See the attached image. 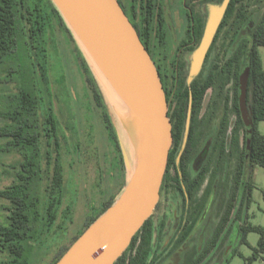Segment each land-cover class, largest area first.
Segmentation results:
<instances>
[{
	"label": "rangeland",
	"instance_id": "rangeland-1",
	"mask_svg": "<svg viewBox=\"0 0 264 264\" xmlns=\"http://www.w3.org/2000/svg\"><path fill=\"white\" fill-rule=\"evenodd\" d=\"M123 1L128 3L129 0ZM211 1L161 0L167 22L162 30L161 43L158 42L155 48L156 56L159 59L164 58V62H167L165 72L171 90L169 103L177 101L180 73L182 71L187 75L189 73L192 52L186 56L189 63L185 71L179 67L180 61H185L186 44L190 41L189 34L200 30L201 25H204V18L207 14L209 15L212 5L217 4L210 3ZM247 9L244 13L249 17L248 21L238 18L234 30L226 28L219 36L220 39L206 67L198 77L204 80L208 74L213 72L216 74L222 69L224 52L226 51L228 58L236 45V41L232 45L229 43L231 33L238 29V33L241 34L248 22L258 20L264 12V0H253ZM40 47L41 53L25 34L22 25H18L17 45L5 57V62L0 64V113L11 110L8 107L9 97L18 100L19 89H26L38 98L37 118L35 123L33 122L34 125L46 132L49 127L45 123L46 117L53 113L59 126L58 142L54 139L49 140L48 136H46L47 139L43 137L41 142L43 156L41 179L32 187V196L36 205L31 209L33 218L30 233L32 236L24 241V257L29 258L27 264H52L60 247L66 244L71 245L77 232L84 226L87 214L91 210L90 204L100 199L103 190L110 189V193L118 195L119 186H121L119 183L118 185L110 183L111 179L108 176L112 169L110 166L115 163L118 154L113 143L108 139L101 114L94 107L93 97L87 85L82 60L79 51L75 48V43L59 28L47 36L44 45ZM181 50H183L182 54ZM259 50L264 62V46H261ZM234 82V79L229 80L223 89L219 87L209 89L196 118H193L194 136L186 147L188 168L195 174L198 169L194 168V161L198 157L209 156L207 160L209 172L203 185L194 191L192 196L185 198L177 192L175 187H171L168 190L169 195L164 196L160 208L155 212L152 255L162 258L158 260V264H168L172 255L178 251L182 252V255L179 254L172 264H184L182 263L183 253L188 248L203 251L210 245L212 236L217 232L218 224L216 223H219L220 216L231 198L236 166L242 160V156L245 157L246 149L245 128L239 120L236 108L233 107L236 104ZM227 96L229 98L226 100ZM4 117V115L0 116V128L8 124V119ZM220 124H223L220 131L222 141L219 142L216 150H213L214 142L212 141L216 137ZM258 127L264 133V121L259 122ZM233 133L238 139L235 147L231 143ZM127 136L126 133L121 135L123 144L134 163L137 142H130ZM9 141L8 136H0V190H4L14 182L20 163L24 160L22 149L10 147ZM47 153L51 154L50 158ZM58 154L63 165L64 181L56 190L53 188L52 192L50 185H54L55 182L52 176ZM122 156L124 158L123 151ZM106 162L111 165H108L106 173L101 175L100 169L106 166ZM249 167L252 177L248 181L253 186L249 201L251 207L246 208V199L243 195L242 217L238 218L242 221L236 222V212L241 204L240 198H237L234 202L232 217L221 231L222 238L216 240L199 264H248V259L253 256L260 234L252 231L244 236L242 227L249 223L264 226V168L254 160L250 161ZM128 175L126 171L125 177L127 178ZM251 180L253 183H250ZM215 185L223 187L224 190L215 196L216 205L213 203L214 206L210 212L213 226L210 230L204 231V236L202 228L207 225L205 220L207 216L203 213L200 219L202 221L195 226L198 235H191L188 241L179 242L180 235L193 228L201 211L206 207L208 197ZM57 199L55 206L57 218L51 224L47 204ZM9 207V200L0 197V226H6L9 223ZM180 222L181 225L178 227ZM7 256V252L0 246V259ZM251 264H264V252L253 259Z\"/></svg>",
	"mask_w": 264,
	"mask_h": 264
},
{
	"label": "trees",
	"instance_id": "trees-1",
	"mask_svg": "<svg viewBox=\"0 0 264 264\" xmlns=\"http://www.w3.org/2000/svg\"><path fill=\"white\" fill-rule=\"evenodd\" d=\"M222 1L223 0H219L217 3L220 4ZM252 1L253 0L230 1L216 35V42L219 41V36L223 34L227 27L234 30L236 25L235 22L238 21V18H242L245 22L248 21L249 17H247L244 12L248 10L247 8ZM119 2L137 29L142 42L153 58L149 48V42L155 45L153 47H156L158 42L161 43L162 30L166 26L165 8L161 0H129L128 3L119 0ZM252 23L253 27H251L250 22H248L241 34L238 33V29L231 33L229 43L232 45L236 41L234 52L229 58L226 56V51L224 52V57L222 59L223 63L221 65L222 69H220L218 73H210L204 80L197 76L191 85L187 82L188 75L186 72L182 71L180 73L178 80L179 89L176 96L177 101H171L169 103L171 107L169 116L173 123L174 136V148L169 154L171 163H175V157L183 142L190 94L193 96V111L188 143L192 141L194 136L193 118H196L198 114V109H200L202 105L207 89L210 86L223 89L226 83L232 79L235 80L237 86L235 107L239 114V120L241 124H243L246 132L245 123L240 110L239 84L240 76L249 61L251 69L247 102L251 113L252 131L250 136L245 135V155L250 161L254 160L264 168V133L261 132L258 127L259 122L264 121V62L259 50L261 46H264V12L258 20ZM18 25H22L23 31L40 53L42 52L40 45H44L46 37L59 28L75 43V48L79 51L80 59L82 60L87 85L93 97L94 107L98 113L101 114L100 116L104 121L108 139L113 143L118 154L116 155L117 159L113 165L110 164V166L109 163L106 162V166L100 169L102 175L106 173L109 166L112 168L108 176L111 179V184L119 183L121 185L119 186L118 195L117 193H110V189L103 190L100 194V199L90 204L91 210L87 214L86 221L83 224L84 226L77 232L76 237L71 243L72 245L99 216L115 203L127 183V178L125 177L127 169L122 156L118 136L119 133L120 135L126 133L125 128L120 123L121 119L118 113L120 112L123 116H126V113L118 108V104L108 88H106L102 82V84L99 82L98 76L91 69L89 60L83 53L69 26L64 21L52 0H0V64L5 62V57L11 53L17 45ZM203 33L204 25H201L200 30L196 34V40L192 42L193 46L191 47V52L200 44ZM238 36H240L239 40H237ZM186 67L187 66L184 64L180 66V69L185 71ZM8 103V107L11 108V110L3 111V114L0 113V116L4 115V118L8 119V124H6L4 128H0V136L9 137L10 147L12 146L16 149L21 148L24 160L20 163V168L16 173L14 182L4 190H0V197L10 202L9 223L6 226H0V246L1 249L7 252L8 256L1 258L0 264H27L29 258L24 257V241L32 236L30 233L33 218L31 209L33 206H36L32 196V187L36 181L41 179L40 174L42 172L41 167L43 161L41 142H43V137L46 138V136H48L49 140L54 139L55 142H58L59 126L57 125V120L53 113H50L48 117H46L45 123L49 125L46 132L39 130L38 126L34 125L37 118L38 98L29 90L19 89L18 100L9 97ZM115 106H117V109ZM30 121L32 123H30ZM236 143L237 142H234L233 146H235ZM48 155L50 158L51 154L49 153ZM59 155L60 154L57 155L54 163L52 179L55 180V182L54 185H50L52 192L53 188L56 190L64 181L63 165L60 162ZM185 155H187V150H185L184 157ZM249 186L252 192L253 186L251 184ZM197 187L198 185L195 186L194 184L192 188L190 187L189 191L191 196L194 191H196ZM56 202H58V199L55 202L50 201L47 204L49 221L51 224L54 223V220L57 218V210L55 209ZM233 207L234 198L228 202L226 210L222 214V220L218 226L216 237L212 240L210 245L207 248L205 247L201 252H199L197 248L193 250L188 248L183 253L182 263L199 264L203 260L205 253H208L210 248L213 247L222 229L227 225ZM159 208V206L156 207L154 214ZM154 214L136 233L130 246L114 264H158V260H162L161 257L158 258L152 255ZM191 230H186L183 233L184 236L182 235L181 239L178 241H182L181 243H183ZM242 231L244 236L252 231H256L260 234L258 246L255 248L253 256L248 259V264H251L253 259H256L260 253L264 252V226L249 223L242 227ZM71 245L66 244L61 246L52 264H55Z\"/></svg>",
	"mask_w": 264,
	"mask_h": 264
},
{
	"label": "water",
	"instance_id": "water-1",
	"mask_svg": "<svg viewBox=\"0 0 264 264\" xmlns=\"http://www.w3.org/2000/svg\"><path fill=\"white\" fill-rule=\"evenodd\" d=\"M231 0L212 5L198 47L190 57L189 85L200 74ZM69 26L92 71L113 95L130 142H137L135 162L119 133L128 171L116 199L55 264H114L136 233L154 214L174 143L170 104L159 69L119 0H52ZM248 61L240 76L239 103L247 132L252 131L247 102ZM102 81H101V80ZM101 83V84H102ZM191 95L181 157L190 135ZM117 108V106H115ZM127 136V137H128ZM137 140V141H136Z\"/></svg>",
	"mask_w": 264,
	"mask_h": 264
},
{
	"label": "flooded vegetation",
	"instance_id": "flooded-vegetation-1",
	"mask_svg": "<svg viewBox=\"0 0 264 264\" xmlns=\"http://www.w3.org/2000/svg\"><path fill=\"white\" fill-rule=\"evenodd\" d=\"M217 1H219V0H212L210 3H217ZM204 19H205V21H204V30H205L206 22H207V19H208V14H207L206 18H204ZM166 22H167V20H166ZM250 26L253 27V23L252 22H250ZM198 30L195 31V32H193V33H191V34H189L190 35V41L186 44L187 45V50L185 51V58H184L185 59V61H184L185 62V66H187L188 63H189L188 62L189 59H187L186 56H187L188 53L191 52V47L193 46L192 45L193 44L192 42H194L196 40V38H197V35L196 34H197ZM216 38L217 37H215V40L212 43L211 48H210V50H209V52H208V54L206 56V59H205V62H204V65H203L202 70H204V68L206 67V65L208 63V60H209V57L212 54V52L214 51V49L216 47V44L218 43V41L216 42ZM153 46H155V45H153L151 42H149V48H150V51H151V53L153 55V60L155 61L156 65H157V67L159 69V72H160V75H161V78H162V81H163V85H164V88H165L167 97L170 99L169 96H170V91L171 90L169 88V85H168V82H167V76H166V72H165V66H167V64H165V63H167V62H164V58L159 59L156 56L157 49L155 47H153ZM182 52H183V50H181V54H182ZM233 52H234V48H233ZM181 54H180V56H181ZM184 62L181 60L179 67L181 65H184ZM202 70H201V72H202ZM231 73L233 74V71L232 70H231ZM234 85H235V93H234V95H235L234 96V102H235L236 101V98H237V94H236L237 93L236 92V89H237L236 82H234ZM213 88H214V86H210L207 89V91L209 89H212L213 90ZM239 89H240V84H239ZM191 95L192 94H190L189 105H190ZM205 95H206V93H205ZM205 95H204V98H205ZM192 98H193V96H192ZM228 98H229V96H227L226 100ZM226 104L227 103L225 102V106H226ZM228 106H229V102H228ZM192 107H193V102H192ZM233 107H235V104L233 105ZM169 113H171V107L169 109ZM191 121H192V118H191ZM222 127H223V124H220V127L218 129V132L216 134V137L212 141V142H214V144H213V146H214L213 150H216V148L218 147L219 142L222 141V139H220L221 136H222L220 134V131H221ZM246 133H247L246 135L249 136V134L247 132V128H246ZM184 135H185V133H184ZM183 140H184V138H183ZM237 141H238L237 136H236L235 133H233V135L231 137V143L233 144L234 142H237ZM236 144H235V146H236ZM182 145H183V142H182ZM182 145H181L180 151H178V153H177V155L175 157V163H171L170 160L168 162V167H167L166 174H165V177H164V180H163V184H162V188H161V198H160V201H159V203L157 205L159 207L162 204V201L164 199V196L166 197V196L169 195L168 194L169 193L168 190H170L171 187H175L177 189V192L179 194H182V196H184L186 198V197L190 196V191H189L190 190V187L192 188V185L194 184L195 186L198 185L197 189L200 188L203 185L204 180H206V176L208 174L207 172H209V171H207V167H208L207 160H208V157L209 156H204V157L201 156V157H198L197 160L194 161L195 163L193 164V166H194V168H197L198 169V172H196L194 174L191 171V169L189 170L188 163H187V158L188 157H187V155H185V157H184V154H185L184 152H185L186 147L188 145V141H187V145H186V147H185V149H184L181 157L179 158V155H180V152H181V149H182ZM173 148H174V143H173V146H172L171 150H173ZM171 150H170V152H171ZM219 153L221 154V151H219ZM249 165H250V160L245 155V157L242 160H240V162L236 166V170H235L236 174H235V180H234V189H233V193L231 195L230 200H232L234 198V202H236L237 198L238 199L240 198V203L241 204L239 205L238 211L236 212V217H237V221L236 222L242 221V220H239V219L242 217V210H243V208H242V200H243V195H244V198L246 199V208L249 209L251 207L249 201H250V197L252 196V192L250 191V186H249L250 184H249L248 179L250 177H252V176L250 175L251 172L249 171L250 170ZM251 182H252V180L250 181V183ZM222 188L223 187L218 186V185H215L214 188H212L211 193H210V195L208 197V200H207L206 207L203 209V211H201L198 220L192 226L193 227L192 230H191L192 232H190L186 236V238H185L184 241H188V238L191 235H194V236L198 235V230H197V228L195 226L198 224L199 221H202L200 219H201V216L203 215V213L206 214V216H207V218L205 219L207 221V223H206L207 225L205 227H203L204 229L202 228V232H203L204 236H205L204 231H206L207 229H209V230L211 229V227L213 226V224H212L213 221H212V218H211L212 214H210V212H211L212 207L214 206V204L216 205V202H215L216 201L215 200L216 197L215 196H218L220 193H222V191L224 190ZM240 191H241V194H239ZM234 208H235V206L233 207V210H234ZM225 210H226V207H225ZM233 210H232V212H233ZM231 215H232V213L230 214V217H232ZM215 216H216V214H215ZM222 216H220L219 223L218 222L216 223V224H218V226L221 223ZM180 225H181V222L178 224V227H180ZM195 228H196V230H195ZM224 233L226 234L227 232H224ZM222 235H223V232H222ZM222 235L220 233L218 239L222 238ZM177 236H172V237H177ZM201 236H202V233H200V237ZM181 237L182 236L180 235V237H179L178 240H180ZM212 237L214 239L216 237V234L213 235ZM212 237H211V239H212ZM179 254L182 255V252L180 253V251H178L177 253L173 254L172 257L170 258L168 264L174 263V261L179 257Z\"/></svg>",
	"mask_w": 264,
	"mask_h": 264
},
{
	"label": "bare ground",
	"instance_id": "bare-ground-1",
	"mask_svg": "<svg viewBox=\"0 0 264 264\" xmlns=\"http://www.w3.org/2000/svg\"><path fill=\"white\" fill-rule=\"evenodd\" d=\"M117 109V108H116Z\"/></svg>",
	"mask_w": 264,
	"mask_h": 264
}]
</instances>
